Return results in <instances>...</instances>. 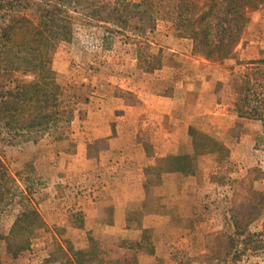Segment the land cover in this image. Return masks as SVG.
<instances>
[{
  "label": "rangeland",
  "instance_id": "374dc122",
  "mask_svg": "<svg viewBox=\"0 0 264 264\" xmlns=\"http://www.w3.org/2000/svg\"><path fill=\"white\" fill-rule=\"evenodd\" d=\"M179 4L0 0V96L33 82L51 92L43 110L21 119L43 116L40 127L0 120V264H264V57L236 52L264 40V22L254 21L264 4L223 62L195 49L196 10ZM143 90L174 96L181 116H195L184 132L189 153L184 145L146 169L150 187L181 174L169 177L172 204H147L163 215L159 229L102 238L105 224L89 222L85 209L103 180L79 172L99 170V145L89 144L87 161L78 152L102 108L123 118L124 105L151 100ZM168 131L149 125L142 138Z\"/></svg>",
  "mask_w": 264,
  "mask_h": 264
},
{
  "label": "crops",
  "instance_id": "0c3cea01",
  "mask_svg": "<svg viewBox=\"0 0 264 264\" xmlns=\"http://www.w3.org/2000/svg\"><path fill=\"white\" fill-rule=\"evenodd\" d=\"M258 20L264 22V19L254 21ZM236 52H241L248 59H260L264 57V40L261 43H241ZM143 91L151 100L142 98L143 102L139 104L124 105L123 118L117 117L119 112L115 109L102 108L98 112L93 138L87 139L78 152L80 161H87L90 158L89 144L97 142L99 145V170L79 172L85 179L93 176L103 180L100 191L97 192V188L91 190L88 209H85L89 222L105 224L98 230L102 238L136 239L148 229H159L163 215L158 211L149 212L147 204L151 197L157 206L162 203L172 204V195L169 193L168 197L166 192H171L175 183L169 181L172 179L169 177L179 178L181 174L163 173L161 183L150 187L146 169L175 157L184 145L186 151L183 153H189V140L184 132L187 134L195 116H181L176 110L174 96H158L153 91ZM149 125H167L169 133L159 134L151 140L144 139L142 130Z\"/></svg>",
  "mask_w": 264,
  "mask_h": 264
},
{
  "label": "trees",
  "instance_id": "16d2710c",
  "mask_svg": "<svg viewBox=\"0 0 264 264\" xmlns=\"http://www.w3.org/2000/svg\"><path fill=\"white\" fill-rule=\"evenodd\" d=\"M178 1L180 9H187L188 13L196 10V16L193 17L195 29L190 38L196 41L195 49L210 62H223L233 55L243 38L249 21L248 14L264 4V0H207L209 4L202 0ZM206 4L209 7L205 8ZM30 88L35 90L32 91ZM50 93L48 89L39 87L35 82L18 84L16 90L3 91L0 104L9 105L10 109L9 112L0 111V120L4 121L9 117L10 121L5 122L4 126L21 131L40 127L42 123L37 121L43 116L31 118L28 124H25V120L21 122V119L32 109L43 110ZM0 166L3 167L1 162Z\"/></svg>",
  "mask_w": 264,
  "mask_h": 264
}]
</instances>
